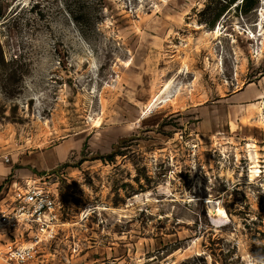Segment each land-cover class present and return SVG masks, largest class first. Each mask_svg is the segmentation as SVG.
I'll return each mask as SVG.
<instances>
[{
  "label": "rangeland",
  "instance_id": "obj_1",
  "mask_svg": "<svg viewBox=\"0 0 264 264\" xmlns=\"http://www.w3.org/2000/svg\"><path fill=\"white\" fill-rule=\"evenodd\" d=\"M241 4L0 0V154L56 196L43 264H264V0Z\"/></svg>",
  "mask_w": 264,
  "mask_h": 264
},
{
  "label": "built area",
  "instance_id": "obj_2",
  "mask_svg": "<svg viewBox=\"0 0 264 264\" xmlns=\"http://www.w3.org/2000/svg\"><path fill=\"white\" fill-rule=\"evenodd\" d=\"M0 158L10 160L8 154ZM11 191L12 201L0 206V259L7 264H43L50 254L42 252L43 248L60 228L56 196L33 179L24 184L7 182L0 192L7 195Z\"/></svg>",
  "mask_w": 264,
  "mask_h": 264
},
{
  "label": "crops",
  "instance_id": "obj_3",
  "mask_svg": "<svg viewBox=\"0 0 264 264\" xmlns=\"http://www.w3.org/2000/svg\"><path fill=\"white\" fill-rule=\"evenodd\" d=\"M51 160V159H50ZM21 162L18 159H15V157H12V161L5 162L4 160H0V190L4 189L5 184L8 182L6 181L7 178L12 177L11 181H21L20 179H24L27 177L32 176L31 174H28L24 169L16 168L15 164H20ZM0 192V196H1ZM1 203V199H0Z\"/></svg>",
  "mask_w": 264,
  "mask_h": 264
},
{
  "label": "trees",
  "instance_id": "obj_4",
  "mask_svg": "<svg viewBox=\"0 0 264 264\" xmlns=\"http://www.w3.org/2000/svg\"><path fill=\"white\" fill-rule=\"evenodd\" d=\"M234 1V0H232ZM257 2V0H242V4H241V9L245 12L247 11H250L251 9H253L254 7V4ZM220 14H218L219 16ZM3 16V13H2V9H1V5H0V18ZM116 154V148H114L112 150V152L104 155L103 157L106 158V159H113L114 158V155Z\"/></svg>",
  "mask_w": 264,
  "mask_h": 264
},
{
  "label": "bare ground",
  "instance_id": "obj_5",
  "mask_svg": "<svg viewBox=\"0 0 264 264\" xmlns=\"http://www.w3.org/2000/svg\"><path fill=\"white\" fill-rule=\"evenodd\" d=\"M218 32H219V31H218V30H216V31H215V33H214V32H212V33H214V34H215V36H216V35H218V34H219ZM151 101H153V98L151 99ZM152 103H153V102H152ZM216 211H217V212H220V211H221V207H220V206H218V208L216 209Z\"/></svg>",
  "mask_w": 264,
  "mask_h": 264
}]
</instances>
